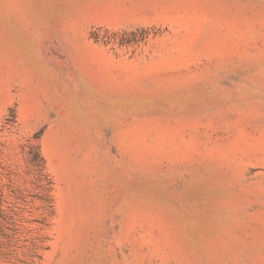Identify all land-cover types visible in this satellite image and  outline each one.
Segmentation results:
<instances>
[{
    "label": "rangeland",
    "instance_id": "374dc122",
    "mask_svg": "<svg viewBox=\"0 0 264 264\" xmlns=\"http://www.w3.org/2000/svg\"><path fill=\"white\" fill-rule=\"evenodd\" d=\"M0 264H264V0H0Z\"/></svg>",
    "mask_w": 264,
    "mask_h": 264
}]
</instances>
